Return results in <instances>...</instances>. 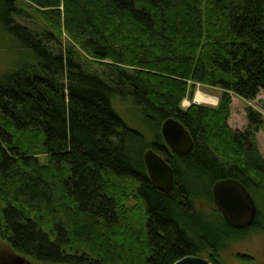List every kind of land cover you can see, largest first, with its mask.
I'll return each mask as SVG.
<instances>
[{"label": "trees", "instance_id": "16d2710c", "mask_svg": "<svg viewBox=\"0 0 264 264\" xmlns=\"http://www.w3.org/2000/svg\"><path fill=\"white\" fill-rule=\"evenodd\" d=\"M27 1L30 10L0 0V31L30 54L0 74V240L39 264L188 255L220 264L216 242L246 228L216 208L206 221L195 201L212 202L222 179L264 190L261 113L247 108L243 131L227 124L231 94L264 92V0ZM195 84L221 90L215 107L180 106ZM116 102L137 109L151 140L127 126ZM167 118L189 133L188 155L165 145ZM147 148L171 167V191L150 181Z\"/></svg>", "mask_w": 264, "mask_h": 264}, {"label": "rangeland", "instance_id": "374dc122", "mask_svg": "<svg viewBox=\"0 0 264 264\" xmlns=\"http://www.w3.org/2000/svg\"><path fill=\"white\" fill-rule=\"evenodd\" d=\"M18 3H21L20 5L26 10H30V5H32L27 0H18ZM14 19L25 25H31L29 20H22L17 17H14ZM27 57H30V54L24 49L18 48L16 40H13L9 35L0 31V74L9 71L14 63L25 60ZM199 92L200 94L211 98L214 103L200 102L196 104L207 105L210 107H215L217 105L221 94L220 89L207 85L195 84L188 90L187 94L182 99L180 106L186 108L191 103H194L195 94ZM116 103L115 108L127 126L141 131L146 142L151 140L154 134L152 131L153 128L149 127L150 125L147 122L142 121L137 109L128 102ZM249 107L261 113L262 116L263 123L255 132L254 140L256 149L264 160V92H260L252 100H244L231 94L227 124L232 130H245L248 125L246 109ZM132 148L135 150L138 147L137 145H134ZM193 186L201 188L200 184L196 182L193 183ZM254 192H250V194L256 205V219L252 225L246 229L233 236L222 239L221 244L219 243L220 239L216 242L218 247L217 255L220 264H264V190L258 189V191L256 190ZM133 204V199H128L125 203L127 206H132ZM195 207L201 214L208 217L205 219L206 221L211 223L215 221L213 215L215 207L208 198H206L205 201L196 200ZM137 219L133 220L136 221V224ZM239 254L245 255L249 258L240 259L238 257ZM199 258L206 260L203 257ZM0 264L39 263H34L27 258L16 254L10 249L5 241L0 240Z\"/></svg>", "mask_w": 264, "mask_h": 264}, {"label": "water", "instance_id": "95a60500", "mask_svg": "<svg viewBox=\"0 0 264 264\" xmlns=\"http://www.w3.org/2000/svg\"><path fill=\"white\" fill-rule=\"evenodd\" d=\"M194 102V101H193ZM196 103V102H194ZM160 134L168 149L178 156L188 155L193 141L186 129L173 118L161 123ZM150 181L158 189L169 192L173 188V172L168 163L153 149L142 154ZM212 202L224 221L233 228L249 227L256 218V205L245 187L234 179H222L212 186ZM173 264H212L197 256H184Z\"/></svg>", "mask_w": 264, "mask_h": 264}, {"label": "bare ground", "instance_id": "6f19581e", "mask_svg": "<svg viewBox=\"0 0 264 264\" xmlns=\"http://www.w3.org/2000/svg\"><path fill=\"white\" fill-rule=\"evenodd\" d=\"M194 102H196V103H200V102L201 103H214V101L211 98L200 94V92L195 94Z\"/></svg>", "mask_w": 264, "mask_h": 264}]
</instances>
